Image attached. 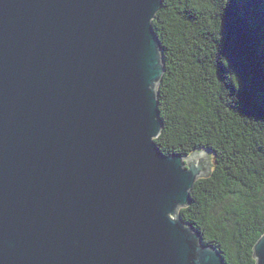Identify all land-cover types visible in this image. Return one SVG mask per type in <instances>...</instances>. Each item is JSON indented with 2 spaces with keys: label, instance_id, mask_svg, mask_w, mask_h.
<instances>
[{
  "label": "water",
  "instance_id": "obj_1",
  "mask_svg": "<svg viewBox=\"0 0 264 264\" xmlns=\"http://www.w3.org/2000/svg\"><path fill=\"white\" fill-rule=\"evenodd\" d=\"M161 4L0 0V264H226L178 214L209 153L154 141Z\"/></svg>",
  "mask_w": 264,
  "mask_h": 264
},
{
  "label": "trees",
  "instance_id": "obj_2",
  "mask_svg": "<svg viewBox=\"0 0 264 264\" xmlns=\"http://www.w3.org/2000/svg\"><path fill=\"white\" fill-rule=\"evenodd\" d=\"M152 26L165 66L154 141L167 155L212 158L178 214L226 264H255L264 234V0H162Z\"/></svg>",
  "mask_w": 264,
  "mask_h": 264
},
{
  "label": "rangeland",
  "instance_id": "obj_3",
  "mask_svg": "<svg viewBox=\"0 0 264 264\" xmlns=\"http://www.w3.org/2000/svg\"><path fill=\"white\" fill-rule=\"evenodd\" d=\"M199 152V151H198ZM205 153V152H204ZM209 155V154H208ZM209 166H210V170H211V167H212V158L211 156L209 155Z\"/></svg>",
  "mask_w": 264,
  "mask_h": 264
}]
</instances>
